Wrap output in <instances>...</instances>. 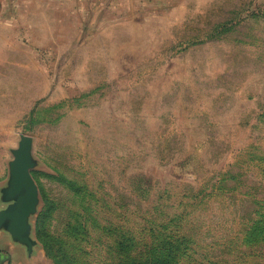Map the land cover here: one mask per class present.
<instances>
[{"label":"rangeland","instance_id":"374dc122","mask_svg":"<svg viewBox=\"0 0 264 264\" xmlns=\"http://www.w3.org/2000/svg\"><path fill=\"white\" fill-rule=\"evenodd\" d=\"M7 1L0 188L30 136L36 239L46 213L80 263L169 235L180 264H264V239L246 242L264 215V0ZM5 241L0 264H53Z\"/></svg>","mask_w":264,"mask_h":264},{"label":"water","instance_id":"95a60500","mask_svg":"<svg viewBox=\"0 0 264 264\" xmlns=\"http://www.w3.org/2000/svg\"><path fill=\"white\" fill-rule=\"evenodd\" d=\"M6 181L0 188V241L7 249L23 251L28 263L34 261L41 245L35 237L34 219L41 198L32 172L38 168L33 156V139L21 134L16 149L10 151Z\"/></svg>","mask_w":264,"mask_h":264},{"label":"trees","instance_id":"16d2710c","mask_svg":"<svg viewBox=\"0 0 264 264\" xmlns=\"http://www.w3.org/2000/svg\"><path fill=\"white\" fill-rule=\"evenodd\" d=\"M63 182L67 185H71L70 182L65 179ZM71 186H74L73 184ZM39 217L37 225V237L46 252V256L53 262V264H88L86 261L81 263L78 257L81 256L83 250H77L74 254L69 253L64 245L58 241L52 242L46 239L44 233L43 221L46 213ZM156 241H153L145 250L138 253L137 245L134 243V238H122L117 243L116 249L114 248L116 257V263L114 264H180V258L182 256L180 245L178 240H174V237L169 235H160ZM154 238V236L152 237ZM264 239V215L261 221H256L250 230L246 242L256 243ZM59 244L61 246L57 247ZM6 256L0 255V261H5Z\"/></svg>","mask_w":264,"mask_h":264},{"label":"crops","instance_id":"0c3cea01","mask_svg":"<svg viewBox=\"0 0 264 264\" xmlns=\"http://www.w3.org/2000/svg\"><path fill=\"white\" fill-rule=\"evenodd\" d=\"M38 2L35 0H27L25 2H21L19 0H11V7L12 10L21 11L23 9H38L39 6L37 4ZM9 9L8 1L7 0H0V11ZM14 250V249H13ZM16 250V249H15ZM22 254L23 251L19 250Z\"/></svg>","mask_w":264,"mask_h":264}]
</instances>
